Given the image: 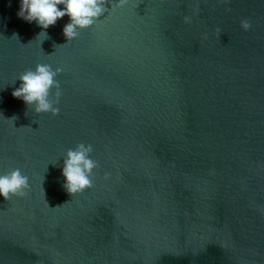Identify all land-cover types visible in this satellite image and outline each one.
<instances>
[{
    "label": "water",
    "instance_id": "obj_1",
    "mask_svg": "<svg viewBox=\"0 0 264 264\" xmlns=\"http://www.w3.org/2000/svg\"><path fill=\"white\" fill-rule=\"evenodd\" d=\"M19 3L0 0V175L29 189L0 196V264H264V0H107L70 41ZM38 63L62 69L56 116L12 96ZM79 143L98 167L71 196Z\"/></svg>",
    "mask_w": 264,
    "mask_h": 264
},
{
    "label": "clouds",
    "instance_id": "obj_2",
    "mask_svg": "<svg viewBox=\"0 0 264 264\" xmlns=\"http://www.w3.org/2000/svg\"><path fill=\"white\" fill-rule=\"evenodd\" d=\"M106 2L107 0H20L17 16L29 23L35 21L45 30L49 26H54L60 18L68 16L70 22L65 24L62 34L67 41H70L78 36L79 30L91 27L106 12ZM124 3L126 0H120L121 5ZM59 5L63 8L60 9ZM184 22L190 23V17L185 16ZM240 27L248 31L252 25L248 19H244L241 20ZM216 31L220 32L219 29ZM40 36L48 38L46 31H41L37 37ZM61 71L59 67L53 69L49 64L38 63L34 70H25L18 76L17 79L21 83L12 92V96L23 100L27 106H32L36 114L58 115L59 108L55 105L59 103L61 92L55 77ZM52 89H55V93L54 98L50 99ZM8 120L13 122L15 117ZM91 152V145L79 143L74 149H69L65 153L62 169L65 182L62 187L71 196L93 186L92 170L97 168L98 164L90 158ZM104 178L108 179V175L106 174ZM27 189H29V178L22 174L19 168L0 175V196L5 200H9L12 196L23 197ZM58 206L60 205L55 207Z\"/></svg>",
    "mask_w": 264,
    "mask_h": 264
}]
</instances>
